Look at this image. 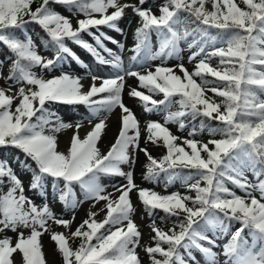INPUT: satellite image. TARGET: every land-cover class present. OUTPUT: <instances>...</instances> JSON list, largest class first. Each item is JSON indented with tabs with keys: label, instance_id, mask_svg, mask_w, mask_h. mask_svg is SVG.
<instances>
[{
	"label": "snow or ice",
	"instance_id": "6c2138e0",
	"mask_svg": "<svg viewBox=\"0 0 264 264\" xmlns=\"http://www.w3.org/2000/svg\"><path fill=\"white\" fill-rule=\"evenodd\" d=\"M33 2L0 0V43L12 54L6 57L11 60L8 75L0 71V79L7 84V88H0V147L15 148L24 154V160L19 157L16 160L22 169L31 173L30 190L46 196L45 182L51 177L54 194L66 209L75 210L89 200L94 202L92 207L105 201L106 215L102 221H96L98 213L89 211L88 219L69 236L50 232L49 221L67 229L75 217L72 220L58 218L46 202L42 207L35 205L24 195L23 183L13 168L7 161L0 160V187L7 179V191L0 194V233L6 230L17 233L14 244L10 237L0 238V264H13L12 256L17 252L21 254L22 264H46L40 242L45 232H50L64 264H141L136 253L141 233L132 220L135 209L129 195L134 189L149 216L159 209L176 217L167 232L152 221L150 227L154 235L151 239L155 246L144 248L152 264H188L189 260H195L193 249L205 257L206 264H219V255L225 257L223 264H264V202H261L264 201V99H261L264 95V0H241L246 9L239 7L235 0H163L158 6L159 16L151 7H143L147 0H138L139 6L120 0H42L35 10L31 7ZM50 4L63 5L73 16L83 14L86 18L78 20V27L73 28L70 19ZM206 4H211V10ZM129 7L139 17L133 34L135 43L130 49L133 64L144 67L157 59L180 61L183 42L191 53L189 63L196 61L194 71L189 72L183 63L176 65L183 76L177 75L174 68L164 66H157L154 72L149 68L144 74L131 67L125 70L122 58L107 48L103 40L117 44L121 50L124 45L89 29L104 25L123 33L117 22ZM109 9H113L110 14ZM93 14H99L100 18ZM28 23L38 24L46 33L49 39L42 43L54 52L53 58L38 53L31 35L24 29ZM13 29L21 30L24 39L11 31ZM211 29L217 30L215 34ZM82 32L95 40L96 47L81 38ZM153 33L158 37L155 51L151 42ZM65 38L87 50L98 63L110 65L117 70V75L102 79L100 86L95 82L101 78L93 75L87 91L83 90L79 76L68 73L51 79L39 76L34 69L53 71L68 57L86 67L66 45ZM98 48L111 59H105ZM214 57L219 58L215 68L208 62ZM3 63L0 60V68ZM125 76L135 77L139 87L147 90L148 94L136 88L129 92L142 103L146 112L164 114L163 124L149 121L146 126L145 142L157 145L162 142L166 148V155L159 160L147 148L140 147L139 121L122 102ZM206 76L215 79L209 80ZM17 85V91L9 95ZM207 92L223 99L217 103ZM101 93L107 95L93 99ZM159 94L163 99L153 98ZM176 97L179 99H174ZM17 99L19 103L13 110ZM49 102L84 105L89 111L86 119L91 130L81 138L83 121L64 122L45 107ZM174 105H178L176 110H173ZM117 107L121 110L119 134L107 154H102L97 144L106 122L100 119L93 125L92 119L101 112L111 113ZM201 117L219 123L218 127L207 126L210 136L223 137L209 140L214 149L195 139L177 137L167 127L174 123L184 130L186 119L195 121ZM72 128L74 133L65 154L58 151L57 134ZM205 128L202 119L199 128L195 124L191 126L188 135L194 137ZM181 145H186L191 152ZM137 151L143 152L148 161L145 180L156 182L161 174L167 183L180 179L195 196L180 193L161 196L139 188L131 170ZM202 152L206 156H202ZM122 165L130 170L125 172ZM177 169H189V172L183 175ZM245 170L252 172L255 183L247 179ZM101 176L126 180V184L113 185L120 193L117 199H112L113 193L105 194ZM226 180L244 191L246 198L232 192L225 185ZM73 185L79 186L83 200L77 199ZM253 191L260 193L259 199ZM231 221L238 222L240 227L230 234L222 253L213 251L219 245L206 233L212 231L228 236ZM20 229H28L29 234L25 236ZM246 229L251 243L244 235ZM74 238L81 240L76 249L69 244ZM181 249L187 254V260Z\"/></svg>",
	"mask_w": 264,
	"mask_h": 264
},
{
	"label": "rangeland",
	"instance_id": "374dc122",
	"mask_svg": "<svg viewBox=\"0 0 264 264\" xmlns=\"http://www.w3.org/2000/svg\"><path fill=\"white\" fill-rule=\"evenodd\" d=\"M156 2L155 5H152L153 2ZM121 3H129V4H135L139 6L138 0H120ZM163 3V0H147L145 5H143L144 8L151 7L153 13L157 16L160 15V12L158 10V6ZM50 6L60 13L61 15H64L68 17L73 25V28L78 27L77 21L80 19H85L86 17L83 14H79L76 16H73L71 12L67 10V8L63 5L58 4H50ZM208 10H211V4L205 5ZM113 11V9H109L108 13L110 14ZM95 18H100L99 14H93ZM183 15V13H181ZM139 17L135 15L132 8L129 7L125 9V13L123 17L117 22L118 26L123 29V33L116 32L112 29H109L107 26L101 25L97 27L90 28L89 31L95 33L96 35H100V33H104L106 36L111 37L113 40L119 41L120 44L124 45L123 50L119 49L117 44L111 43L109 40H103V43L105 46L112 50L113 53L116 55H119L122 58L123 66L125 70H128L130 67L132 70L140 71L142 74H144L149 68L152 71H155V68L157 66H164V67H170V68H176V65L178 63H183L185 68L188 69L189 72L194 71L195 63L196 61H193L192 63H189L188 57L191 54L190 51L186 48V45L182 42L181 48L184 49L182 51L181 56L182 60L178 61L175 58L167 59L165 61H162L160 59L149 61L147 62V65L144 67H141L140 65L133 64L130 60V57L133 55V53L130 51V49L134 46V30L138 26ZM28 34L31 35L33 41L36 44L37 51L40 55H42L45 58H52L53 54L50 50H45L43 46L39 43L38 39L31 33L28 32ZM81 38L92 44L94 47H96L95 40L87 34V32L80 33ZM124 37L122 39L121 37ZM21 39H24V37H20ZM151 42L153 50L155 51L158 47V37L155 33L151 35ZM66 45L71 49L73 53L79 58V60L82 62L83 65H86V67H82L81 64L77 63L76 61L72 60L71 57L67 58V61L64 62L60 67H56L53 71H40V69H34V71L37 72V74L45 79H51L53 77H58L62 73H68L72 76H79L81 78V83L83 84V90L87 91L88 88L92 84L91 77L93 75L100 77L101 79H98L95 83L97 86H100L102 79H108L112 78L117 75V70L113 69L110 65H103L97 62L96 58L92 56L87 50L83 49L79 45L74 44L71 40H68L65 38ZM98 51L101 52V55L105 57V59H111V57L103 52V50L98 48ZM194 51V49H193ZM12 54L9 52V50L4 46L2 43H0V60L4 61L2 68H0V71L3 72L4 76L8 75V68L11 64V60L6 59V57L11 56ZM199 57L197 58V60ZM212 67H217L219 65V58L214 57L211 60L208 61ZM99 65L102 71L106 76L99 75L97 73H91V68L95 69L94 65ZM71 67L73 68H87L88 72H86L87 75H77V73H74L71 71ZM179 75V74H177ZM183 76V75H182ZM213 77L208 76L207 79H212ZM197 82L199 83V78H196ZM8 83H11L10 81ZM213 85H209V87H212ZM19 85L12 88V91L9 92V95L14 94ZM0 88H7V84L5 83L4 79H0ZM136 88L137 90L147 93V90L144 88L139 87V82L135 77L131 76H125L124 80V89L122 91L121 97L122 102L129 108L131 111L135 114L136 118L139 121V129H140V147L141 148H147L148 152L157 160L162 158L164 155H166V148L163 146L162 142H159V144H152L150 142L146 143L145 138L147 136L146 132V126L149 121H159L160 123H164L163 119V112H146L144 110V107L142 103L137 99L133 98L129 95V92ZM107 93H101L96 97H93V99H101L104 96H106ZM206 95L208 97H212L215 100V96L211 92H207ZM157 97H160L163 99V95H155L153 98L157 99ZM174 99H179V97H176ZM19 103V100H15L13 103V110L15 109L16 105ZM46 108H49L51 111H54L57 113L64 122H69L75 124L76 121H83V125L80 129L79 135L81 138H84L87 132L91 130V126L88 123V119L86 117H89V111L84 105H65L60 103H52L49 102L45 105ZM178 108V105L173 106V110H176ZM39 115V113H37ZM202 118V117H201ZM201 118H197L195 121H192L190 118L186 119L185 123H188V125L185 127L184 130H180L178 128L177 124L169 123L167 127L169 128L170 132L177 136L181 137L182 139H190L188 135L189 129H191V126L195 124L197 127L200 123ZM100 119H105L106 122V128L103 131V134L101 136V139L99 140L97 147L99 148L100 152L102 154H107L111 146L115 143L117 136L119 134L120 130V120H121V110L119 107L115 108L111 113H104L101 112L97 118L92 119V124L98 123ZM33 120H35V117H33ZM74 133V128L64 130L57 134V142H58V151L67 153L68 148L70 146V140ZM200 137L203 142H207L209 139V134L207 130H204ZM178 144H181V141H177ZM185 147V150L187 151L186 145H181ZM16 157H19L20 160H24V154L20 152L18 149L11 148V147H0V160H5L9 163V165L13 168L17 176L21 179L24 187V195L27 198H30L35 205L38 207H42L44 203L46 202L49 206V208L53 211V213L61 219L65 220H72L73 216L75 217L74 221L70 224L69 228H64L63 226H57L51 221H49L50 225V232H58V233H64L66 236H69L72 232H75L77 227L85 220L88 219V213L96 212L98 213L95 216L96 221H102L106 215V209H105V201H100L98 203H95V207H92L93 201H85L83 204H81L77 209L71 210L66 209L64 205L59 201L58 195L54 194V190L51 187L52 184V178L48 177L46 180V196L42 197L38 194V192L34 190L29 189V181L31 178V173L22 169L19 166V163L16 160ZM28 163L34 164L29 160ZM148 163L147 158L143 152L137 151L136 152V163L131 169L133 171V177H134V183L142 189H148L151 191H154L158 193L161 196L170 195L173 193H180L183 195H194L195 192L189 191L183 184L182 180L176 179L172 183L168 184L166 180L164 179V176H161V178L156 181H148L144 179V173L146 171L145 165ZM125 172L129 171V167L127 165L121 166ZM245 176L247 179L255 183V177L253 176L251 171H247L245 173ZM100 183L104 186H106V192L107 193H113L112 199H117L120 195L119 192L115 191V188L113 185H123L126 184V180L123 177H109V176H101ZM203 185V184H202ZM201 185V186H202ZM76 197L78 200H83V195L81 193V190L78 185H73ZM7 191V179L5 178V185L0 187V194L6 193ZM235 193L238 196L245 197L244 191L241 189H237ZM254 196H256L257 199L260 198V193L258 191H253L252 193ZM130 200L132 202L133 208L135 209L134 213L132 214V220L138 227L141 238H140V246L137 247L136 253L139 257V260L141 264H150L151 260L149 259L147 253L144 251L145 247L153 246L154 243L151 239V237L154 235V233L151 230V223L153 220L156 222V226L161 228L163 231L167 232L170 227L173 226V223L166 219V214L162 210H154L153 214L151 216L148 215V213L145 210L144 205L141 203L137 191L134 189L130 194ZM246 198V197H245ZM264 202V201H261ZM27 207V205H25ZM105 209V210H101ZM238 227H240V224L237 223L230 231L228 236H221L219 233H215V237H212L211 235H208L210 239H213L216 241V244L219 245V247H214L213 251L217 253H222V248L225 243L230 239V234L234 232ZM19 231H23L25 236L29 234L28 229H20ZM50 232H45L40 237V242L42 245V252L44 254L46 264H60L59 259L57 256V245L55 242L51 239ZM245 237L250 240V237L247 236V233H244ZM4 236L10 237L13 241V244L15 243L17 239V233H13L9 230H6L4 233H0V238H3ZM70 246L74 249V245L72 242H70ZM95 243V241H93ZM205 246L210 247L206 242L204 243ZM184 252V251H183ZM193 256H195V260H189L188 264H206L205 257L198 251L195 250L193 252ZM157 258H161L157 256ZM225 257L223 255H219L218 261L219 264H223ZM13 264H22V258L21 254L19 252L13 254L12 256Z\"/></svg>",
	"mask_w": 264,
	"mask_h": 264
},
{
	"label": "trees",
	"instance_id": "16d2710c",
	"mask_svg": "<svg viewBox=\"0 0 264 264\" xmlns=\"http://www.w3.org/2000/svg\"><path fill=\"white\" fill-rule=\"evenodd\" d=\"M238 1V3H239V7H241L242 9H246V6L243 4V3H241V0H237ZM42 2V0H34V2H33V4L31 5V7H32V9L33 10H35V8L36 7H38L39 6V4ZM25 19H28V17H25ZM24 29L26 30V32H28V31H31L32 33H33V35H35L36 36V38L38 39V41H39V43L40 44H42V46L45 48V46H44V44L42 43V40H44V41H46V40H48L49 38L47 37V35H46V33L43 31V29L38 25V24H36V23H28V24H26L25 26H24ZM11 31H14L15 33H16V35L19 37V36H23L24 35V33L21 31V30H19V29H13V30H11ZM213 34H215V32L217 31V30H215V29H211L210 30ZM47 49H50V48H47ZM256 67H260V66H256ZM206 79H207V77H205ZM213 79H215V78H212V79H210V80H213ZM221 86H223L222 84H221ZM216 97V102L217 103H219V102H221V100L223 99V98H221V97H219V96H215ZM261 99H264V95H261ZM221 111H223V108L221 109ZM203 119V121H204V124L206 125V128L205 129H207V126H211V127H218L219 126V123L217 122V121H215V120H208L207 118H202ZM201 119V120H202ZM199 134H200V132L198 131V133L194 136V137H192V139H195L196 141H199L201 144H208V147L210 148V149H214V145L213 144H209L208 142L207 143H203L199 138H198V136H199ZM197 137V138H196ZM223 137L222 136H220V135H216V136H210V139L209 140H212V139H215V140H219V139H222ZM198 147H199V145H198ZM188 152L190 153L191 152V149H189L188 148ZM201 155L202 156H206V153H201ZM177 171H180L183 175H187L188 174V172H189V169H177ZM247 170H245V172H246ZM163 176H164V174H162ZM262 179H264V177H262ZM225 185L232 191V192H234V190H233V188H237L235 185H233V184H231V182L230 181H225ZM232 188V189H231ZM182 215V214H181ZM166 219H168L169 221H171L172 223H174L175 221H176V217H174V216H168L167 214H166ZM237 222L236 221H231V223H230V227H229V231L232 229V227H234V225L236 224ZM85 230H87V229H85ZM179 230V229H178ZM208 232H212V231H208ZM213 233V232H212ZM73 243H74V245H76L77 247H79V245H80V243H81V240H80V238H74L73 240ZM165 248L167 247V245H163ZM181 251V250H180ZM57 256H58V259H59V263L60 264H64V262H63V259H62V256H61V254L58 252L57 253Z\"/></svg>",
	"mask_w": 264,
	"mask_h": 264
},
{
	"label": "bare ground",
	"instance_id": "6f19581e",
	"mask_svg": "<svg viewBox=\"0 0 264 264\" xmlns=\"http://www.w3.org/2000/svg\"><path fill=\"white\" fill-rule=\"evenodd\" d=\"M155 1L152 3V5H155ZM122 39H124V37L122 36L121 37ZM106 41V40H105ZM120 49V48H119ZM95 66V69H92L91 68V73H97V74H99V75H102V76H105V77H109V76H106L105 74H104V72L102 71V69L100 68V66L97 64V65H94ZM151 70H153V69H151ZM71 71H73L74 73H77V75H82V76H84V75H87L86 74V72H88V69L87 68H78V69H76V68H73V67H71ZM175 71H176V74H179V75H183L182 73H180V71H179V69L177 68V69H175ZM161 98L160 97H157V100H160ZM218 258H219V256H218Z\"/></svg>",
	"mask_w": 264,
	"mask_h": 264
}]
</instances>
